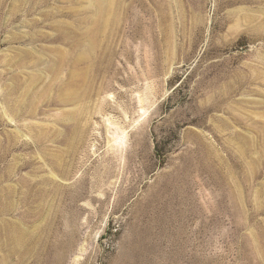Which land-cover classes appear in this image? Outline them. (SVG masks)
<instances>
[{
  "label": "rangeland",
  "instance_id": "rangeland-1",
  "mask_svg": "<svg viewBox=\"0 0 264 264\" xmlns=\"http://www.w3.org/2000/svg\"><path fill=\"white\" fill-rule=\"evenodd\" d=\"M0 264H264V0H0Z\"/></svg>",
  "mask_w": 264,
  "mask_h": 264
},
{
  "label": "bare ground",
  "instance_id": "bare-ground-1",
  "mask_svg": "<svg viewBox=\"0 0 264 264\" xmlns=\"http://www.w3.org/2000/svg\"><path fill=\"white\" fill-rule=\"evenodd\" d=\"M20 241V240H19Z\"/></svg>",
  "mask_w": 264,
  "mask_h": 264
}]
</instances>
